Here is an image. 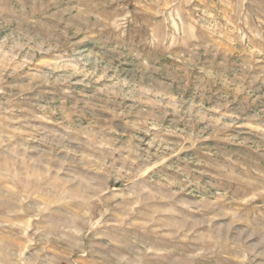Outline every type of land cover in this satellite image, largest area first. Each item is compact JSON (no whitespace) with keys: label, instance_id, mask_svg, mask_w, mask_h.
<instances>
[{"label":"rangeland","instance_id":"rangeland-1","mask_svg":"<svg viewBox=\"0 0 264 264\" xmlns=\"http://www.w3.org/2000/svg\"><path fill=\"white\" fill-rule=\"evenodd\" d=\"M0 264H264V0H0Z\"/></svg>","mask_w":264,"mask_h":264}]
</instances>
